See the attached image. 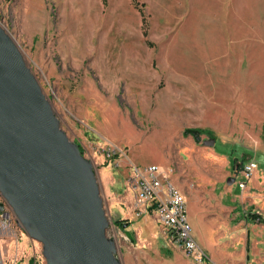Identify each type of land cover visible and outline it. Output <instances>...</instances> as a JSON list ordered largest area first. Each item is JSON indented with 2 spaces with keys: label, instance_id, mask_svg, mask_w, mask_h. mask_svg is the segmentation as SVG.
<instances>
[{
  "label": "rangeland",
  "instance_id": "1",
  "mask_svg": "<svg viewBox=\"0 0 264 264\" xmlns=\"http://www.w3.org/2000/svg\"><path fill=\"white\" fill-rule=\"evenodd\" d=\"M0 26L93 163L122 264H193L155 214L137 217L133 165L170 175L215 262L243 264L264 241V222L250 219L264 220V0H0ZM109 145L123 154L106 160ZM236 160L257 164L239 198L241 223L224 194L229 179L240 192ZM7 212L0 264H46L37 241L16 253L29 237L13 216L3 224Z\"/></svg>",
  "mask_w": 264,
  "mask_h": 264
},
{
  "label": "water",
  "instance_id": "2",
  "mask_svg": "<svg viewBox=\"0 0 264 264\" xmlns=\"http://www.w3.org/2000/svg\"><path fill=\"white\" fill-rule=\"evenodd\" d=\"M235 182L229 179L228 183ZM0 211L46 264H122L93 163L61 129L16 41L0 26Z\"/></svg>",
  "mask_w": 264,
  "mask_h": 264
},
{
  "label": "built area",
  "instance_id": "3",
  "mask_svg": "<svg viewBox=\"0 0 264 264\" xmlns=\"http://www.w3.org/2000/svg\"><path fill=\"white\" fill-rule=\"evenodd\" d=\"M102 153L109 161L116 155L121 156L123 151L109 145ZM256 168V162L250 161L238 169L243 175L239 183L241 189H245ZM130 172L128 183L134 193L133 210L137 217L147 216L149 212L155 214L165 230L167 240L183 251L193 263L218 264L196 241L189 221L187 200L170 175L155 165L140 168L133 165ZM3 216L6 219L3 224L9 227V217L6 214Z\"/></svg>",
  "mask_w": 264,
  "mask_h": 264
},
{
  "label": "crops",
  "instance_id": "4",
  "mask_svg": "<svg viewBox=\"0 0 264 264\" xmlns=\"http://www.w3.org/2000/svg\"><path fill=\"white\" fill-rule=\"evenodd\" d=\"M248 24H246L245 23V28L247 29V27H249V25L247 26ZM239 29H244V26H241L240 24H239ZM239 35H241V36H243V41H244V43L246 42V40H245V38H246V36L248 35V33L245 31V33L243 32V33H239ZM243 180V179H242ZM228 184V189L227 190H225V195L228 197V200H229V203H230V205H232V208L233 209H235V210H238V213L235 215V217L233 218V221H237V222H239V223H241V221H242V218H243V216L241 215V212H240V209H239V207H240V204H239V198L241 197V195H242V189L240 188V186L238 185V189H240V192L239 193H236V188L234 187V184L232 183V184H229V183H227ZM246 218H247V220H249V216L247 217V216H245ZM250 219L251 220H254V219H252V217H250ZM192 221V227H193V232H197L198 233V231H197V225L193 222V220H191ZM190 221V222H191ZM255 221V220H254ZM196 232H195V235H194V237H195V239H196V241L198 242V244L201 246V248L204 250V251H206L210 256H211V258L213 259V256H212V254L209 252V250L208 249H211L210 247H208V248H204L201 244H200V242H199V240H198V237L196 236ZM28 239V240H27ZM29 240H30V238H27V237H25V239H23L22 241H17L16 242V253H19V252H24V251H26V252H28L29 251V247H31V245H30V243H29ZM32 240V239H31ZM259 244H256L255 246H253L252 248H251V252H249L247 255H246V257H245V261H244V263L243 264H264V246H258V245H264V241L263 242H258ZM1 247V246H0ZM32 248V247H31ZM34 248V247H33ZM2 253H4V256H7L8 254H6L7 253V251H3V249L2 250H0ZM34 251V250H33ZM35 252V251H34ZM3 256V255H2ZM191 261V260H190ZM214 261V260H213ZM192 262V261H191ZM215 262V261H214ZM28 264H31L32 262H31V260H29L28 262H27ZM193 263V262H192ZM217 263V262H216ZM193 264H195V263H193ZM218 264H220V263H218Z\"/></svg>",
  "mask_w": 264,
  "mask_h": 264
},
{
  "label": "trees",
  "instance_id": "5",
  "mask_svg": "<svg viewBox=\"0 0 264 264\" xmlns=\"http://www.w3.org/2000/svg\"><path fill=\"white\" fill-rule=\"evenodd\" d=\"M104 2L106 3L107 0H104ZM187 132L194 133L195 135H196V134H198V135L206 134V135L210 136V134H209L208 132H205L204 130H201V129L187 130ZM81 151H82V154H84L82 148H81ZM235 162H236V163H235V166L237 167L236 169H237V170H238V169H242L243 165H241V164H237V162H238L237 160H236ZM250 215H251L252 219H254V220H256V221H259V222H264V220H263L260 216H258V215H256V214H253V213H250ZM114 223H115V225L118 226V227H121V226L123 227V226H124V221H123V220H117V221L114 222Z\"/></svg>",
  "mask_w": 264,
  "mask_h": 264
},
{
  "label": "bare ground",
  "instance_id": "6",
  "mask_svg": "<svg viewBox=\"0 0 264 264\" xmlns=\"http://www.w3.org/2000/svg\"><path fill=\"white\" fill-rule=\"evenodd\" d=\"M5 210L6 211H8L7 213H5L6 215H7V217H9V223L11 222V216H13L14 218H15V216H14V214H13V210H12V208H10L9 206H6L5 207Z\"/></svg>",
  "mask_w": 264,
  "mask_h": 264
}]
</instances>
